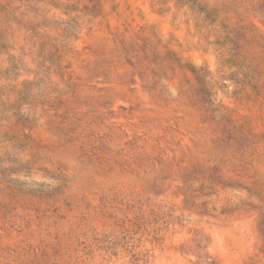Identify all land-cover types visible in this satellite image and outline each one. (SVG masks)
Instances as JSON below:
<instances>
[{"label": "rangeland", "instance_id": "rangeland-1", "mask_svg": "<svg viewBox=\"0 0 264 264\" xmlns=\"http://www.w3.org/2000/svg\"><path fill=\"white\" fill-rule=\"evenodd\" d=\"M204 1L240 57L177 0H0V264H264L262 0Z\"/></svg>", "mask_w": 264, "mask_h": 264}, {"label": "trees", "instance_id": "trees-1", "mask_svg": "<svg viewBox=\"0 0 264 264\" xmlns=\"http://www.w3.org/2000/svg\"><path fill=\"white\" fill-rule=\"evenodd\" d=\"M178 4L182 6H189L191 9L195 10L200 16L204 17L205 21H208L210 25L219 24L222 29L227 33L230 43L236 47V54L238 57L241 56L242 50H244V44L241 46V38L247 36V32L255 28V25H246V20L243 19L242 15H236V21H232L231 11L234 4H225L221 6L212 5L210 3H205L204 0H177ZM253 1V0H250ZM238 7V5H236ZM254 10L259 11L261 18V23L264 25V0L262 3L254 2ZM264 65L260 63L252 68V73L258 74L260 78L264 73ZM253 79H257L256 76ZM259 80V79H258ZM154 240L158 241V237H154ZM152 256L149 253L133 254L132 259L134 264H151Z\"/></svg>", "mask_w": 264, "mask_h": 264}]
</instances>
